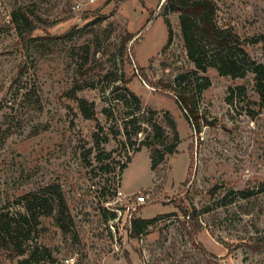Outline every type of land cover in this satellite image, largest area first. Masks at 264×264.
<instances>
[{
	"label": "rangeland",
	"instance_id": "374dc122",
	"mask_svg": "<svg viewBox=\"0 0 264 264\" xmlns=\"http://www.w3.org/2000/svg\"><path fill=\"white\" fill-rule=\"evenodd\" d=\"M214 1L221 26L242 37L264 35V0ZM163 4L0 0V213H22L32 228L36 219L26 196L52 203L62 194L78 234L65 237L53 216L33 207L38 224L24 241L50 249L43 264H63L71 256L77 264H264V241L257 246L264 238V105L255 75L233 79L215 68L199 73L210 84L198 95L196 133L171 96L174 90L166 87L195 65L173 12V40L163 52L169 40ZM19 8L35 25L29 49L12 21ZM246 49L264 64V45ZM129 91L142 98L144 130L137 134L132 123L125 130L134 107L121 97ZM81 98L95 104L94 119L82 115ZM151 112L164 127L165 116L173 118L181 141L156 170L142 145L152 130L146 123ZM101 154L109 156L100 160ZM119 187L145 194L148 204L118 220L110 209L125 208L115 203ZM182 209L201 224L198 234L190 233L191 220ZM129 215L167 216L133 237ZM17 261L0 248V264Z\"/></svg>",
	"mask_w": 264,
	"mask_h": 264
},
{
	"label": "trees",
	"instance_id": "16d2710c",
	"mask_svg": "<svg viewBox=\"0 0 264 264\" xmlns=\"http://www.w3.org/2000/svg\"><path fill=\"white\" fill-rule=\"evenodd\" d=\"M163 12L166 17L169 28V40L163 48L166 51L173 40V28L171 21L168 18V12H173L179 15L181 34L184 47L186 49L188 59L194 63L195 69L179 74L174 85H167V88H172L176 103L185 115L186 120L193 127L196 133L201 132L200 115L197 106L198 95L205 90L210 81L207 77L198 79L199 73H206L209 68H215L221 76H230L233 79L244 77L247 72L251 71L255 75V90L261 98V103L264 105V64L252 60L246 47L247 45H264V35L254 36L252 38L242 37L239 32L231 26H221L219 24L218 6L214 0H165L163 4ZM12 21L15 24L18 36L23 48L29 49L35 38L32 36L35 25L30 18L26 9L19 8L12 12ZM106 39L110 38L112 28L106 30ZM131 36L128 40L133 39ZM143 80L148 81L146 76H142ZM150 83V82H149ZM128 90V89H127ZM166 92V91H165ZM127 107L132 108L125 119V130H128V124L132 123L135 126L134 133L143 132L144 116L142 112V98L129 91V96H122ZM79 108L82 115L86 119H94L95 104L90 103L87 99L81 98L78 100ZM105 114L111 115L108 109L104 110ZM142 114V115H141ZM153 114L150 113V118L146 119L147 125L152 129L142 145L150 150L152 160V169L156 170L164 161L166 156H172L178 152L180 144V136L177 129V124L169 115L165 116V125L153 119ZM171 133H167V129ZM2 143H0L1 147ZM139 151V149H138ZM109 155L101 154L99 159L108 158ZM131 157L127 158V163L122 165V170L127 168L131 162ZM30 200L31 206L29 211L35 217L33 227H27L30 224V219L24 214H12L11 212L0 213V248L5 249L10 258H18L17 264H43L45 260L51 258L50 249L36 242L34 245H27L24 241L29 240L32 232L35 231L38 224L37 213L33 210L43 207V215L46 217L53 216L57 226L63 232L65 237H78V234L73 230V219L69 214L68 204L62 194L52 200L40 199L38 195L26 196ZM24 199V196H23ZM24 204V203H23ZM34 207V209H33ZM185 217L191 220L189 227L191 234H198L201 230V224L197 221H192L188 210L182 209ZM167 216V215H165ZM157 216L151 219L134 218L132 220L131 236L140 237L145 229L153 224L158 218L165 217ZM193 222V223H192ZM264 238L258 240L257 246L261 245ZM205 255H210L206 249L202 248ZM55 264L53 261L52 264ZM211 264V263H210Z\"/></svg>",
	"mask_w": 264,
	"mask_h": 264
},
{
	"label": "built area",
	"instance_id": "2783aa9c",
	"mask_svg": "<svg viewBox=\"0 0 264 264\" xmlns=\"http://www.w3.org/2000/svg\"><path fill=\"white\" fill-rule=\"evenodd\" d=\"M81 4H78L77 7L80 8ZM115 196H116V200L115 203L119 204L121 203L122 205H125V208H121V207H113L110 210L112 212H117L119 213L118 216V220L120 219V216L123 214V212H127V214L129 212H131V214L137 209L138 206L141 205H145L148 204V196H146L143 193H126L124 192V190L119 187L116 191H115ZM139 194H143V195H139ZM130 217L127 216V221L129 223V231L132 228V220L134 219L132 217V215H129ZM112 228H114L112 226ZM63 264H77V259L74 256H71L69 258H66L64 260Z\"/></svg>",
	"mask_w": 264,
	"mask_h": 264
},
{
	"label": "water",
	"instance_id": "95a60500",
	"mask_svg": "<svg viewBox=\"0 0 264 264\" xmlns=\"http://www.w3.org/2000/svg\"><path fill=\"white\" fill-rule=\"evenodd\" d=\"M163 2H165V0H163Z\"/></svg>",
	"mask_w": 264,
	"mask_h": 264
}]
</instances>
